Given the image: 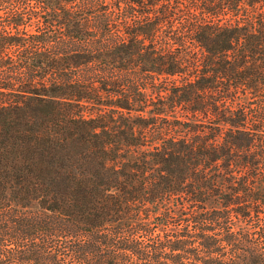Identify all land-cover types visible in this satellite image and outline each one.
<instances>
[{"label": "trees", "instance_id": "trees-1", "mask_svg": "<svg viewBox=\"0 0 264 264\" xmlns=\"http://www.w3.org/2000/svg\"><path fill=\"white\" fill-rule=\"evenodd\" d=\"M0 264H264V0H0Z\"/></svg>", "mask_w": 264, "mask_h": 264}]
</instances>
